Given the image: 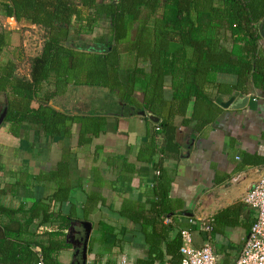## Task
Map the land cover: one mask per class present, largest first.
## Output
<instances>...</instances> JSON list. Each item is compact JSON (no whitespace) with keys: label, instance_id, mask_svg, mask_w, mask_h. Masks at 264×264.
<instances>
[{"label":"trees","instance_id":"obj_1","mask_svg":"<svg viewBox=\"0 0 264 264\" xmlns=\"http://www.w3.org/2000/svg\"><path fill=\"white\" fill-rule=\"evenodd\" d=\"M0 16L21 26L0 28V129L16 141L22 162L7 173L12 182H0V264H61V254L74 248L77 221L93 225L87 264L117 263L128 243L119 234L127 228L104 216L92 221L105 206L100 176L80 208L81 181L71 172L76 151L105 134L112 119L143 112L159 119L143 116L154 128L137 154L149 165L143 174L152 181V195L148 207L129 202L117 213L144 235L145 256L135 264L179 263L181 230H204L189 224L172 234L181 206L169 197L173 178L164 165L181 157L175 120L195 123L201 133L224 112V97L264 93V0H0ZM102 21L106 34L71 38L92 36ZM25 27L41 33L39 52L3 61L15 32ZM85 90L105 96L86 109L58 102L71 97L78 104ZM55 144L61 150L55 167L31 172L24 155L49 153ZM119 160L125 171H135L125 158L115 157L114 164ZM249 162L264 165V158L250 156ZM5 167L0 163V172Z\"/></svg>","mask_w":264,"mask_h":264},{"label":"crops","instance_id":"obj_2","mask_svg":"<svg viewBox=\"0 0 264 264\" xmlns=\"http://www.w3.org/2000/svg\"><path fill=\"white\" fill-rule=\"evenodd\" d=\"M0 18L8 21L5 17ZM233 96L236 97L233 106L223 108L219 119L201 133L195 131V123L184 125L183 118L177 117L175 125L181 157L180 160L166 159L164 165L173 178L169 197L181 206L172 218L176 226L173 237L179 229L189 227L190 219L200 226L215 220L211 234L199 230L192 234L196 246L206 242L212 245L219 264H235L240 255L256 217L255 211L243 199L264 172V165L249 162L250 156L264 158V93L257 91L248 96L244 108L234 107L245 99L239 95L224 97L222 102ZM147 120L143 116L112 119L105 134L96 138L91 146L76 151L71 172L74 181H81L80 192L76 193L80 208L87 194L97 190L95 177L100 176L105 206L100 211L97 209L90 218L98 221L104 216L103 220H113L119 222V228H127L126 234L120 233L119 238H125L128 243L115 260L126 256L130 264L145 256L147 246L140 228L118 217L117 211L129 202L149 206L153 184L150 177L143 174L149 165L137 159L144 137L154 128ZM117 156L125 158L127 165H132L135 171H125L123 160L114 164ZM60 157L61 150L54 167ZM119 178L126 182L117 183ZM79 213L82 215L81 210ZM84 223H74L71 229L74 248L61 254V264H83L87 232ZM89 260L87 246V263Z\"/></svg>","mask_w":264,"mask_h":264},{"label":"rangeland","instance_id":"obj_3","mask_svg":"<svg viewBox=\"0 0 264 264\" xmlns=\"http://www.w3.org/2000/svg\"><path fill=\"white\" fill-rule=\"evenodd\" d=\"M107 26L108 24L105 21H102L100 27H98L95 30L92 36L78 37L73 34L71 38L73 40H78L79 38L81 40H91L92 38L106 34ZM2 27L12 30H18L21 28V26L17 23L14 24V22L12 21L8 23V21L6 22L5 19L0 18V28ZM76 27L77 24H74V28ZM25 28L26 30L24 32L21 30L15 32V36L13 39L14 43L10 47L6 48L3 55V61L9 59H17L24 55L27 56L35 55L39 52L42 42L41 33L36 29H30L29 27H25ZM22 35L24 36L23 42H22ZM77 96L79 98V102L78 104L75 105L71 101V97L61 100L59 99L58 102L59 104L64 105L67 108L77 107V108L86 109L87 105L89 106V108H91L92 104H94V101L100 99L103 100L105 93H103L102 91L85 90L79 92ZM3 128L4 127L0 129V163L6 166V171L5 173L0 172L1 183L5 181H9V182L12 181V178H10V176H8L7 173L11 172L12 170H17L22 165V162L20 159H18L17 152L15 151L14 148L16 146V141L11 139V137H9V135L5 133L6 131ZM59 149L60 148H58V145H52L49 154L45 150L43 151L42 154L37 153L38 155L26 153L24 155V158L27 159L29 162L30 171L33 173H38L39 171L53 168L54 164L56 163L57 157L60 155ZM47 157L48 159L46 160ZM118 259L119 258H117V260Z\"/></svg>","mask_w":264,"mask_h":264},{"label":"built area","instance_id":"obj_4","mask_svg":"<svg viewBox=\"0 0 264 264\" xmlns=\"http://www.w3.org/2000/svg\"><path fill=\"white\" fill-rule=\"evenodd\" d=\"M7 20L8 22H14V24L17 23L14 18H7ZM243 200L255 211L256 217L235 264H264V172L255 186L247 192ZM166 222L169 223L170 220ZM189 223L200 226L194 219H190ZM200 228L207 233H211L213 230L211 223L205 226L201 224ZM181 237V261L175 263L168 260L164 264H219L218 258L209 242L204 243L202 246H196L193 234L189 229H182ZM115 264H130V262L126 256H122Z\"/></svg>","mask_w":264,"mask_h":264},{"label":"water","instance_id":"obj_5","mask_svg":"<svg viewBox=\"0 0 264 264\" xmlns=\"http://www.w3.org/2000/svg\"><path fill=\"white\" fill-rule=\"evenodd\" d=\"M264 35V33H263ZM245 97V99L241 102V103H237L234 107L235 108H244L247 105L248 102V96H242ZM236 97H232L229 101L227 102H222L221 106L223 108H229L231 106H233V104L235 103ZM141 116H147L148 119L153 122V123H158L159 119L154 117L153 115H146L144 112L141 113ZM4 117H5V113H3L0 116V126L2 125L3 121H4ZM84 225L86 226L87 232H86V237H85V242H84V247H83V264H87V246H88V241L91 235V230H92V225L89 222H85Z\"/></svg>","mask_w":264,"mask_h":264}]
</instances>
